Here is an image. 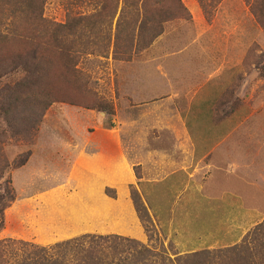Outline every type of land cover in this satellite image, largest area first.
<instances>
[{
    "label": "rangeland",
    "instance_id": "1",
    "mask_svg": "<svg viewBox=\"0 0 264 264\" xmlns=\"http://www.w3.org/2000/svg\"><path fill=\"white\" fill-rule=\"evenodd\" d=\"M90 17L77 38L72 26ZM44 18L68 29L41 91L53 104L28 92L0 103V198L14 197L0 225L6 258L119 236L175 259L234 247L264 224V0H47ZM192 97L231 135L193 164L176 121ZM213 129L197 127L200 144H215Z\"/></svg>",
    "mask_w": 264,
    "mask_h": 264
},
{
    "label": "trees",
    "instance_id": "2",
    "mask_svg": "<svg viewBox=\"0 0 264 264\" xmlns=\"http://www.w3.org/2000/svg\"><path fill=\"white\" fill-rule=\"evenodd\" d=\"M46 2L47 0H0V103L4 104L1 108L12 101L19 103L20 99L25 103L36 94L37 97L32 101L43 109L46 110L53 104L47 93L41 91L44 85L48 86L45 77L49 71L51 56H66L68 29L67 26L56 25L44 18ZM91 18L93 17L82 18L77 25L72 26L77 38L82 22H88ZM170 20L172 19L169 18L166 22ZM77 56L76 51L70 58L75 59ZM19 76L22 79L19 80ZM27 92L28 95L31 93L30 99L23 97ZM16 94L20 98L17 96L13 99ZM8 115L9 113L6 114ZM4 120L6 121V117ZM214 122L220 123L216 120ZM3 134L4 130L0 126V136ZM7 168L5 164L0 167V180L4 178ZM5 194V198H0V225L5 210L14 199L10 189L6 188ZM134 201L145 225L150 219L147 208L139 198H134ZM145 228L149 232V227ZM150 238L153 239V236ZM2 245L7 244L0 241V264H264V224L257 226L234 247L218 251L203 250L187 255L175 253V259L169 256L164 246L156 251L137 240L119 236L84 237L50 249L37 247L23 255L14 256L13 260L5 257Z\"/></svg>",
    "mask_w": 264,
    "mask_h": 264
},
{
    "label": "crops",
    "instance_id": "3",
    "mask_svg": "<svg viewBox=\"0 0 264 264\" xmlns=\"http://www.w3.org/2000/svg\"><path fill=\"white\" fill-rule=\"evenodd\" d=\"M194 92L195 91H191L188 94L193 95ZM188 102H189V105L187 108L189 110H184V111L180 112L179 109L176 108V110L178 112V114L176 113V121L178 122L179 125L181 124L184 127V130L181 133V136L178 137L177 142L182 143V145L185 146L183 152L186 156L190 157V159H191L190 162L193 164V163H195V161H197L196 150L198 148H200V149H202V148L204 149V147H206V149L207 148H216V147L220 148L219 143L223 144L224 141H228L231 135H230V132H226L224 129L226 126H229L227 124L229 122L224 121V122L216 125L213 118L211 116H209L208 113L205 114V116L203 118H201L202 116L200 117V115L198 113L200 108H199V104L196 103V102H198L197 99L195 97H192L190 100H188ZM204 122H206V123H204ZM204 125L205 126L213 125V128H214L213 130L218 132L217 137L214 138L215 144H213V146L209 145L208 141L202 142L200 144V139L197 136V134H198L197 127L198 126L199 127L204 126ZM189 126L192 127L191 130L193 131V132L191 131L192 132L191 134H190V131L188 132L186 130V128ZM213 130H211V131H213ZM225 133H227V134H225ZM202 137H205V135H202ZM203 141H205V140H203ZM217 153H218V155L223 154L222 152H217ZM159 154H161V152H159ZM182 155L183 154H180V160L176 161L174 165L178 169H180V171H182V174H184V173L189 174V170L192 168V165L189 164L188 161L185 160L186 158H183ZM226 155L228 156L229 154L226 153ZM222 159L225 161V159H227V157L223 155ZM225 162H223V163H225ZM223 163H222L223 166L219 167V169L223 170L222 174L225 173L228 169V167L226 169V166ZM227 163L230 164L229 161ZM178 173H180V172H178ZM176 174H174V176ZM167 178H168V176L164 180H166ZM254 201H255V203H254L255 206L262 205L260 202L256 201L255 199H254ZM255 206H254V208H255ZM257 210L259 211V209H257V207H256V212H257Z\"/></svg>",
    "mask_w": 264,
    "mask_h": 264
}]
</instances>
